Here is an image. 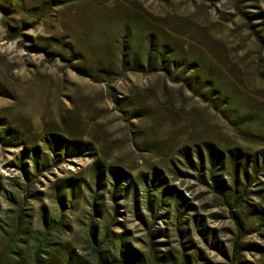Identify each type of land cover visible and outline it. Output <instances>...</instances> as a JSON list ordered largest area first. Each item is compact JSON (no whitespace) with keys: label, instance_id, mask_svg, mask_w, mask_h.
Listing matches in <instances>:
<instances>
[{"label":"rangeland","instance_id":"rangeland-1","mask_svg":"<svg viewBox=\"0 0 264 264\" xmlns=\"http://www.w3.org/2000/svg\"><path fill=\"white\" fill-rule=\"evenodd\" d=\"M146 28L177 77L144 65L132 31ZM131 54L142 67L121 68ZM196 59L218 80L209 94L180 73ZM51 136L89 150L63 155ZM259 218L264 0H0V264H264Z\"/></svg>","mask_w":264,"mask_h":264},{"label":"trees","instance_id":"trees-1","mask_svg":"<svg viewBox=\"0 0 264 264\" xmlns=\"http://www.w3.org/2000/svg\"><path fill=\"white\" fill-rule=\"evenodd\" d=\"M146 30L145 32L142 31V34L139 35V33L136 30L132 31V35H135L137 39L139 37L143 38L145 42V47H146V62L144 65H147L149 68L152 67L153 70L155 71H164L167 77L170 79L177 77L178 72H176V69H181L183 64H178L176 60V55L173 50H170L169 45L165 42H163L159 35L154 33L151 30H148L147 28L144 29ZM35 49V48H34ZM173 51V52H172ZM154 59V60H152ZM137 58L135 55L131 54L128 55L126 58H122L120 61V67L121 68H126V67H142V64L140 62H137ZM187 66H189L188 70L181 71L182 73V78L184 79V82L187 83V86L192 90V91H197L199 88L200 90L205 91L206 93H210L214 91L215 87L218 84V80L214 79L210 73V70H208L206 62L202 60H193L190 63H187ZM47 143L49 144L50 147L49 149H58L57 151H63V155H68L70 153L71 156L75 155L74 153H77L79 156H82V154L85 151H88V144L83 143L80 141H72V142H66L60 137H54L51 136V139L47 140ZM87 149V150H86ZM33 151V158L32 160L34 163L37 162V151L35 149ZM62 153V152H61ZM180 154L187 159L188 162L191 163L190 160V152H186L183 149H181ZM196 157L199 160V165L200 168H204L202 166V156L199 154V152H195ZM26 156V153H23V157ZM220 158V154L217 155ZM217 157V158H218ZM234 157H236L234 155ZM206 158L208 161V164L211 167H216V164L214 162V159H216V153L214 150H211V148L206 147ZM230 165L233 167L234 173H236V170H241L243 173L246 172V163L244 162L243 165H241L239 162L235 163L233 157L229 158ZM102 165L95 163V169H96V178H99L102 176ZM115 170V171H113ZM108 171L110 173V178L111 180L115 181L116 184H118L119 180L121 178L127 179L126 174L122 172L120 169H113V167H108ZM210 171V168H209ZM156 174H153V179L152 183H155L157 180ZM161 182V181H160ZM154 185V184H153ZM116 186V185H115ZM118 186V185H117ZM124 187V186H123ZM155 187H159L161 190L160 193H162L163 197H168L171 198L173 196V191L171 188H162L161 184L155 185ZM126 191V194L129 192L130 187L125 186L123 188ZM230 188L225 186L223 182H217L213 186V192L219 196L220 199H228L229 197H232L233 202L235 205H240L242 203V194L236 195V191L231 194L229 193ZM179 201V200H178ZM260 222L264 224V219L259 218ZM16 235L14 239V245L16 246L19 244H23L22 238L25 237V231L22 230V228L18 227L16 230ZM90 247L92 250L97 253L98 249L93 247L92 243L90 242ZM15 247L8 248L7 252H10L13 250Z\"/></svg>","mask_w":264,"mask_h":264}]
</instances>
